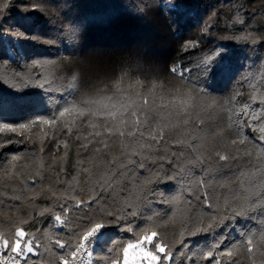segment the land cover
<instances>
[{"label": "snow or ice", "instance_id": "snow-or-ice-1", "mask_svg": "<svg viewBox=\"0 0 264 264\" xmlns=\"http://www.w3.org/2000/svg\"><path fill=\"white\" fill-rule=\"evenodd\" d=\"M8 7L7 2L0 5V46L8 36L13 44L6 56L0 55V64L11 61L23 70L0 77V88L8 89L0 93V132L23 135L21 130L48 125L60 126L66 133L63 139L56 134L50 138L54 143L49 166L59 163V167L54 180L39 191L37 185H43L47 177L31 173L27 158L12 155L0 164V186L11 188L8 203L0 200L11 213L8 230L0 229V264H98L100 260L104 264H174L177 246L181 254L189 249L187 264H241L236 258L241 253L248 264H264V91L252 84L256 73L236 67L223 49L163 70L134 58L116 70L101 71L75 51L82 40V25L65 21L57 36L46 35L41 41L39 33L25 27L27 16L5 29L2 17ZM176 7L172 0H141L134 11L145 15L155 8L170 16ZM37 10L41 9L33 6ZM232 22L245 23L238 16ZM208 32L205 26L200 36L182 44L184 59L197 55ZM238 39L251 42L248 33ZM26 42L60 44L66 49L67 58L55 65L67 81L57 89L60 95L54 97L51 81L43 73L32 74L33 69L52 62L26 56ZM257 71L264 82V67ZM217 79L235 81L237 90L225 93L213 88ZM246 84L252 85L250 99L258 103L259 112L238 100ZM11 108L35 115L27 123L5 122L3 113ZM42 109L51 114L45 118ZM208 139L216 143L208 147ZM22 142L8 137L0 141V148ZM40 143L43 152V139ZM73 148L76 159L71 166L81 177L86 197L78 190L61 192ZM97 157L103 159L102 165H95L98 175L89 168ZM168 181L176 185L170 196L159 187ZM176 200L186 203L188 215L178 238L169 242L159 229L172 216L160 215L153 205ZM46 218L50 227L37 230V222ZM137 220L142 224L134 230ZM253 222L254 227H246ZM112 228L134 238L113 240L110 255L94 256V246ZM232 232L238 237L228 240ZM194 237L203 245L193 244ZM42 247L52 254L51 260L31 258L40 256Z\"/></svg>", "mask_w": 264, "mask_h": 264}, {"label": "trees", "instance_id": "trees-1", "mask_svg": "<svg viewBox=\"0 0 264 264\" xmlns=\"http://www.w3.org/2000/svg\"><path fill=\"white\" fill-rule=\"evenodd\" d=\"M4 2L9 4V7L4 9L2 17L5 29L22 22V18L27 16L30 19L25 23V27L30 32L39 33L38 39L41 41L46 35L57 36L58 30L65 21H73L82 25V40L80 47L75 51L85 60L97 64L101 71L116 70L122 62L134 58H139L146 67H158L163 70L172 65L186 64L189 60H196L213 50L223 49L236 67L242 66L244 71L251 69L256 73L252 84L260 91H264V82H261L257 71L264 67V0H172L177 7L170 16H166L155 8L148 10L145 15H137L134 5L140 4L141 0H0V5ZM33 6L41 10L33 11ZM42 13L48 15L45 16ZM237 16L245 23L232 22ZM205 26L209 28V32L203 36L201 46L196 50L197 55H189L184 59L186 54L181 50L182 44L200 36ZM245 33L249 34L251 42L238 39ZM12 44L10 36L3 39L0 55L6 56ZM65 51L64 46L60 44L50 46L44 42L38 44L26 42L23 48L26 56H38L52 62L45 67L33 69L32 74L40 72L48 77L51 81L50 90L53 91L54 97L60 95L57 89H62L67 84V81L62 79L55 69L56 64L67 58ZM22 70L18 63L8 61L0 64V77H10ZM235 83V81L229 83L217 79L212 82V87L228 93L237 90L234 87ZM241 91L242 95L238 97L240 104L248 103L252 110L259 112L258 103L250 99L252 85L246 84ZM7 92L6 87L0 88V93L6 94ZM40 114L47 118L51 113L42 109ZM34 115L27 109L11 108L3 113V119L5 122L27 123ZM21 131L23 135L0 132V141H5L8 137L14 141H23L0 148V164L6 163L12 155L19 154L27 158L31 173L42 172L47 177L43 185H37L36 190L39 191L41 187H47L54 180L55 168L59 167V163L55 167L49 166L53 159L51 150L54 143L50 138L56 134L63 139L66 129L60 126L53 129L51 126L43 125ZM73 134H76L75 129ZM41 139L44 141L43 152L40 151ZM215 143L213 139L206 141L208 147ZM62 152L63 149L57 152L56 157L61 156ZM32 157L35 159L33 160ZM75 159V148H73L69 153V164L66 166L69 175L62 178L61 192L78 190L86 197L87 190L81 177L71 166ZM102 164L103 159L97 157L89 162V168L98 175L100 169L95 165ZM29 182H31V177H29ZM159 187L169 196L176 191V185L172 181L161 183ZM192 190H197L195 183L192 185ZM9 194H11L10 187L0 186V200L4 201V204L8 203ZM15 203L19 204L20 201H15ZM24 203L27 204V201L25 200ZM4 204H0V229L7 231L10 226L8 217L11 213L7 211ZM153 210L160 215L169 213L172 216L169 223L159 230L165 234L169 242L178 238L181 223L188 215L186 203L181 200H176L172 204L155 203ZM141 224L142 221H134V230L138 229ZM254 226L253 222L246 227ZM35 227L37 230L47 231L50 224L46 218L43 222H37ZM234 237H238L237 232H232L228 240ZM133 238L132 233L115 228L108 229L105 240L96 246L94 256L96 254L101 257L110 255L108 248L113 240L127 242ZM227 242L225 241V244ZM192 243L200 247L204 242L200 241L199 237H194ZM183 251L184 254H181L179 246L174 250V264H187L185 255L190 252L189 249ZM39 252L40 256L31 258L45 261L52 259V254L45 252L43 247ZM236 258L241 261V264H248L244 253ZM98 264H104L103 260H100ZM200 264H206V262H200Z\"/></svg>", "mask_w": 264, "mask_h": 264}, {"label": "rangeland", "instance_id": "rangeland-1", "mask_svg": "<svg viewBox=\"0 0 264 264\" xmlns=\"http://www.w3.org/2000/svg\"><path fill=\"white\" fill-rule=\"evenodd\" d=\"M132 255H133V252H132V250H130V258H131Z\"/></svg>", "mask_w": 264, "mask_h": 264}, {"label": "built area", "instance_id": "built-area-1", "mask_svg": "<svg viewBox=\"0 0 264 264\" xmlns=\"http://www.w3.org/2000/svg\"><path fill=\"white\" fill-rule=\"evenodd\" d=\"M97 246V245H96ZM96 246H94L96 248Z\"/></svg>", "mask_w": 264, "mask_h": 264}]
</instances>
